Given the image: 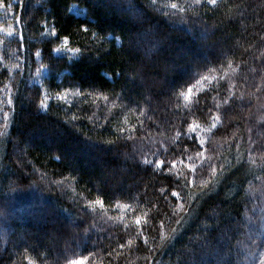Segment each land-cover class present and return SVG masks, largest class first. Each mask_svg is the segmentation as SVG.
I'll use <instances>...</instances> for the list:
<instances>
[{"label":"trees","instance_id":"16d2710c","mask_svg":"<svg viewBox=\"0 0 264 264\" xmlns=\"http://www.w3.org/2000/svg\"><path fill=\"white\" fill-rule=\"evenodd\" d=\"M0 27V264H264V0H0Z\"/></svg>","mask_w":264,"mask_h":264},{"label":"snow or ice","instance_id":"6c2138e0","mask_svg":"<svg viewBox=\"0 0 264 264\" xmlns=\"http://www.w3.org/2000/svg\"><path fill=\"white\" fill-rule=\"evenodd\" d=\"M209 2L212 4H215L216 0H209ZM172 7L175 8L176 5L173 4ZM53 34L54 35L56 34L55 31H53ZM76 51H78V50H76ZM190 91H191V89H189V92ZM156 164H157V166H160L163 164V161H156ZM173 166H175V163H173ZM176 195H177V193L173 192V196H176ZM95 203L102 204V201L97 200V201H95ZM137 223H139V220H137ZM70 264H83V262L81 260H75V261H71Z\"/></svg>","mask_w":264,"mask_h":264},{"label":"rangeland","instance_id":"374dc122","mask_svg":"<svg viewBox=\"0 0 264 264\" xmlns=\"http://www.w3.org/2000/svg\"><path fill=\"white\" fill-rule=\"evenodd\" d=\"M1 28V27H0ZM64 44V43H63ZM263 199H264V197H263Z\"/></svg>","mask_w":264,"mask_h":264}]
</instances>
